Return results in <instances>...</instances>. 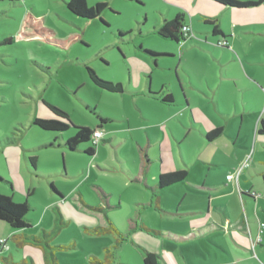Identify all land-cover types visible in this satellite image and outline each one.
Here are the masks:
<instances>
[{
  "label": "rangeland",
  "instance_id": "rangeland-1",
  "mask_svg": "<svg viewBox=\"0 0 264 264\" xmlns=\"http://www.w3.org/2000/svg\"><path fill=\"white\" fill-rule=\"evenodd\" d=\"M67 1L0 0V194L15 202L27 201L31 228L25 232L42 235L46 230L47 244L52 246L49 250L19 246L11 238L12 229L0 220V239L8 238L10 246L9 250L0 246V264L23 259L46 264V249L58 264H93L91 255L103 257L107 247L116 256L114 264H143L144 245L165 243L135 228L132 220L142 219L155 231L171 226V221L137 206L135 201L149 200L144 182L131 184L121 171L122 167L138 171L142 164L134 138L142 132L130 136L127 129L129 120L133 127L139 119L136 101L139 105L147 101L133 91L150 82V92L159 94L163 81L178 91L180 81L189 92L192 78L205 85L208 97L209 85L213 90L219 86L223 108L228 107L226 102L233 106L236 99L243 110L255 108L262 97L253 94L247 80L234 83L223 74L256 76L264 85V1L234 8L212 0H86L89 9L98 2L108 3L95 19L73 14ZM177 15L192 29V37L183 43L157 33L165 20ZM213 18L223 37L213 34V24L207 22ZM87 68L104 82H120L123 93L95 85ZM196 95L195 102L208 101L203 94ZM174 96L177 101L175 90ZM44 101L68 114V130L47 131L33 123L35 118L53 116ZM101 115L115 120L102 124L109 142H100L95 156L86 153L92 141L69 150L55 138L73 136L76 126L94 129ZM32 156L37 157L36 166ZM106 215L113 217L124 236L93 231L106 224ZM172 222L181 227L176 219ZM10 253L15 263L2 258Z\"/></svg>",
  "mask_w": 264,
  "mask_h": 264
},
{
  "label": "crops",
  "instance_id": "crops-1",
  "mask_svg": "<svg viewBox=\"0 0 264 264\" xmlns=\"http://www.w3.org/2000/svg\"><path fill=\"white\" fill-rule=\"evenodd\" d=\"M242 78L247 80L253 94L262 97L255 108L243 110L238 99L234 100V109L229 102L223 108L218 97L219 86L213 90L215 87L209 85L212 93L208 97L205 85L193 82L192 78L189 92L180 81H176L179 92L171 87L173 83L164 85V81L156 96L150 92V82L140 91H133L134 96L147 101L140 105L136 101L139 119L133 127L129 120L127 129L130 136L136 131L142 132L134 137L142 164L138 171L126 167L121 171L131 184L144 182L149 193L146 203L135 201V204L171 221V226L157 231L158 235L143 229L141 226L146 227L147 223L142 219L131 222L135 228L165 243L142 248L143 252H157L159 264H264V239L252 249V239L259 228L254 223L264 222V215L257 211L264 213V134L258 132L264 123V85L256 76L223 74V79L234 83ZM169 94L172 102L163 101ZM196 94H203L208 101L195 102L194 98L199 96ZM179 122L182 127L177 125ZM176 128H180V133ZM216 128H222V133L210 140L207 134ZM184 131L192 137L185 136ZM146 136L148 146L144 147ZM66 138L61 136L62 140ZM248 157L249 165L243 168L238 179L228 180L227 176L235 173ZM177 170H187V178L159 189L158 175ZM149 180L153 184H147ZM241 191L246 194L242 196ZM249 192L258 195L253 197ZM109 218L116 223L113 217ZM172 219L181 227H176ZM10 260L14 262L15 255L11 254ZM46 264H49L47 256Z\"/></svg>",
  "mask_w": 264,
  "mask_h": 264
},
{
  "label": "trees",
  "instance_id": "trees-1",
  "mask_svg": "<svg viewBox=\"0 0 264 264\" xmlns=\"http://www.w3.org/2000/svg\"><path fill=\"white\" fill-rule=\"evenodd\" d=\"M218 4L234 7V8H248L253 6H258L263 3L264 0H212ZM67 8L75 15H78L83 18L87 19H95L101 16L102 12L108 7V3L98 2L94 7L91 9L88 8L86 0H69L66 3ZM207 22L213 24V34L214 35H223V32L220 29L218 20L216 18L208 19ZM187 25L185 19L182 15H177L173 19L165 20L164 23L157 29V33L162 36L163 38L175 41L177 43H183L186 39L191 38L192 36L188 33L184 32V27ZM190 26V25H189ZM88 74L91 80L94 82L95 85L104 89L106 91L112 93H122L123 87L120 82H104L100 77L96 74L94 69L87 68ZM153 95H157L156 93H151ZM163 101L165 102H172V96L169 94L164 97ZM45 105L51 110L53 116L49 115L46 118H35L34 124L39 126L40 128L47 130V131H55V132H64L70 128L71 120L67 113L63 112L62 110L54 107L49 102L44 101ZM112 118L101 115L100 121L101 123L97 125L94 129L89 127H82L76 126L73 136L68 137L64 140L61 139V136L64 134H60L55 136V138H60L63 142V145L66 146L69 150H76L81 143L92 141L93 146L89 147L86 150V153L93 156L96 153V147L100 142H108V140L101 137L97 143H94L93 133L95 131H101L102 124L110 122ZM259 133L264 134V123L262 122L260 128H258ZM222 133V128H216L210 133L207 134L208 138L214 139ZM52 144H45V146H49ZM36 156H32L30 161L36 166ZM188 176L187 170H177L172 172L160 173L157 179V186L159 189L166 188L171 186L175 183L181 182L185 180ZM253 197H256L255 192H249ZM244 192L241 191V195L243 196ZM31 207L27 201L24 202H15L12 198L8 195L0 194V220L7 223L9 227L13 230L14 234L11 236L12 239L19 246H24L26 244H32L35 246H39L41 248H49L51 249L52 246L47 244V237L50 235L49 232L46 230L43 231L42 235H35L29 234L26 231L27 228H31V223L27 218V214L30 211ZM106 224L101 225L100 227H96L95 230L98 233L113 231L116 235L122 237L124 236L122 231H120L115 224L111 221V219L106 215ZM104 219V218H103ZM260 222V221H259ZM143 229L148 231L149 233L158 235L157 231L148 229L144 226H141ZM264 233V232H263ZM7 240L8 238H4ZM123 239V238H122ZM264 239V238H263ZM2 250H9L10 246L8 244V249L2 247V243H0ZM118 244L113 246V248L117 249ZM46 249V250H47ZM45 251V255L48 258L49 264H58V260L55 258L53 252H50L52 259L48 257V251ZM112 248L107 247V252L103 255V257H98L96 255L91 256V261L93 264H114L116 261V256L113 255L111 252ZM11 254L10 253L7 257H2L3 259H8L10 261ZM16 264H29L27 259H23L20 263L17 262ZM34 264V263H32ZM143 264H159V256L156 253L151 251L145 250L143 256Z\"/></svg>",
  "mask_w": 264,
  "mask_h": 264
},
{
  "label": "built area",
  "instance_id": "built-area-1",
  "mask_svg": "<svg viewBox=\"0 0 264 264\" xmlns=\"http://www.w3.org/2000/svg\"><path fill=\"white\" fill-rule=\"evenodd\" d=\"M184 32L185 33H188L192 36V29L189 25H186L184 27ZM103 132L101 131H95L93 133V139H94V143H97L99 141V139L101 137H103ZM249 160H250V157H248L246 159V161L242 164V166L240 168H238V170L235 172V173H232V174H229L227 176V179L228 180H231L233 178H237L239 177V175L241 174L243 168L247 167L249 165ZM263 232H264V222H259V228H258V233L257 235L252 239V249L254 250L255 249V246L259 243H262L263 242ZM0 243H2V247L8 249V244H7V240L6 239H0Z\"/></svg>",
  "mask_w": 264,
  "mask_h": 264
}]
</instances>
